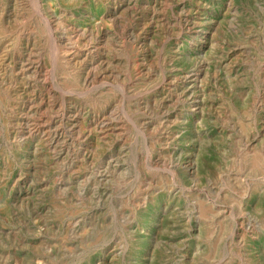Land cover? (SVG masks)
<instances>
[{
  "label": "rangeland",
  "instance_id": "1",
  "mask_svg": "<svg viewBox=\"0 0 264 264\" xmlns=\"http://www.w3.org/2000/svg\"><path fill=\"white\" fill-rule=\"evenodd\" d=\"M106 1L112 69L64 92V28L0 0V264H264V0Z\"/></svg>",
  "mask_w": 264,
  "mask_h": 264
},
{
  "label": "bare ground",
  "instance_id": "2",
  "mask_svg": "<svg viewBox=\"0 0 264 264\" xmlns=\"http://www.w3.org/2000/svg\"><path fill=\"white\" fill-rule=\"evenodd\" d=\"M104 1L106 2L105 7H103V5H101V6L99 5L100 4L99 0H39V2H41L42 7H44L46 12L48 13V15L46 16V20L50 21V23L53 22L57 29L64 28L63 31H57V30L53 29V31H52L53 35H54L53 38H54V40L58 46L57 55H55V57L51 60L49 58V61L46 60V64L52 65L53 70H55L54 77L56 76V73L58 75V71H57L58 69H59V72L61 74V73H66L67 69H69L71 67L73 68L71 70V72L69 73L71 75L72 79L71 78H70V80L65 79L66 77H69L67 74L65 78L62 77L63 81L57 80V84L61 88V90L66 89V90H64V92H66V91L74 92V90H76L77 87H80L81 84L86 85V87L91 86L90 88H96V84L100 80V74H99L100 68L102 66L107 67V68L112 67L111 57L109 56L111 54V37L114 36V34H113L114 29L113 28L117 24L118 18L114 15L113 10L110 6L111 4L109 5V3H107L106 0H104ZM126 2H128V0H121L118 4H115V5H120V4L126 3ZM32 8H34V6ZM19 14H20V12H19ZM66 15H68L67 23L62 25V23L64 22V20L62 18L65 17ZM46 23H48V22H46ZM168 23H169V21H168ZM30 28L32 31L35 30V27H33V26ZM6 31H4V29H1L0 34L3 35L6 33ZM11 32L13 33V36L15 39H20L21 43H23L21 37H22V35H24V33H22V35H21L20 29L18 31L17 29L12 28ZM42 42H43V37L36 39L37 45L38 44L41 45ZM46 46H48V45H46ZM141 48H142V46H141ZM48 53H49V51H48ZM28 54L30 57L32 52L31 53L29 52ZM47 72L50 73V70L48 69ZM105 76H107V75H105ZM45 78H46V76H45ZM108 80H109V78H108ZM53 81H54V79H53ZM111 82H113V80H111ZM50 84H52V83H50ZM46 85H49V84H46ZM85 88L81 89L80 93L87 92V91H85V90H87ZM120 89H122V88L120 87ZM111 90L112 89H109L108 95H106L107 100H111L113 98ZM62 94L64 95V93H62ZM61 97L64 98L63 96H61ZM61 97H60V99H61ZM58 99H59V97H58ZM8 100H9V97L7 96V91L4 90L2 92L0 90V104H2L3 102H7ZM52 101H54V100H52ZM97 105L98 104L96 103V106ZM6 106H7V104H6ZM98 107H99V105H98ZM98 135H101V134L98 132ZM102 138H103V136L100 137L99 139H102ZM89 148H90V146H89ZM261 154H263V153H261ZM257 163H258V160H257ZM8 170H9V168L6 166L5 172L7 173ZM15 198L16 197L14 195V198L12 200V201H14V203H16ZM2 201L3 200L0 199V206L2 205ZM74 216H77V215H74ZM8 252H10V250Z\"/></svg>",
  "mask_w": 264,
  "mask_h": 264
}]
</instances>
